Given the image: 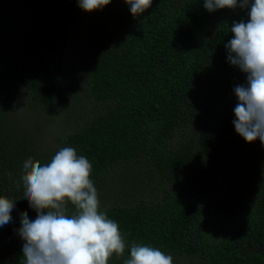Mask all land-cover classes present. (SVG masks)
Instances as JSON below:
<instances>
[{"label": "trees", "instance_id": "trees-1", "mask_svg": "<svg viewBox=\"0 0 264 264\" xmlns=\"http://www.w3.org/2000/svg\"><path fill=\"white\" fill-rule=\"evenodd\" d=\"M203 4L153 0L134 17L124 0L93 12L78 0H0V197L15 202L0 264H23L21 213L37 215L23 163L63 147L89 159L101 210L128 243L108 264H124L134 242L173 264H264V145L235 131L246 74L226 47L250 9ZM22 103L59 107L50 119L62 134L42 145L45 123L14 112Z\"/></svg>", "mask_w": 264, "mask_h": 264}, {"label": "clouds", "instance_id": "clouds-1", "mask_svg": "<svg viewBox=\"0 0 264 264\" xmlns=\"http://www.w3.org/2000/svg\"><path fill=\"white\" fill-rule=\"evenodd\" d=\"M112 0H78L85 12L102 10ZM134 17L148 10L153 0H124ZM249 8V19L233 22L226 45L228 61L246 74V84L234 94L235 131L247 143L264 145V0H204L209 12ZM21 179L25 199L37 213L30 220L21 213L18 230L23 244V264H108L122 256L128 243L119 225L101 210L99 194L91 179L92 164L73 147L58 150L49 162L29 158ZM19 187V185H18ZM75 211L69 214L68 206ZM15 202L0 197V227L12 221ZM124 264H173V257L157 247L133 243Z\"/></svg>", "mask_w": 264, "mask_h": 264}, {"label": "rangeland", "instance_id": "rangeland-1", "mask_svg": "<svg viewBox=\"0 0 264 264\" xmlns=\"http://www.w3.org/2000/svg\"><path fill=\"white\" fill-rule=\"evenodd\" d=\"M21 105H23L26 109L19 105L14 109V112H20L23 117L25 116L24 119L26 121L28 120L34 125L42 124L43 122L45 123V127L42 130L43 134L40 136L42 140V145H50L48 142L54 141L59 135L62 134L64 130L62 124L57 120L50 119L56 117L58 114H61L59 111V107L47 109L44 110L42 113H38V111L28 108L26 104L22 103ZM21 108H24V110Z\"/></svg>", "mask_w": 264, "mask_h": 264}]
</instances>
